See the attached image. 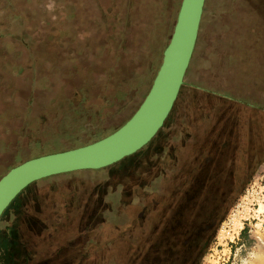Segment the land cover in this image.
Masks as SVG:
<instances>
[{
    "label": "rangeland",
    "instance_id": "rangeland-1",
    "mask_svg": "<svg viewBox=\"0 0 264 264\" xmlns=\"http://www.w3.org/2000/svg\"><path fill=\"white\" fill-rule=\"evenodd\" d=\"M106 3L0 0V176L30 157L105 136L131 115L147 92L180 0H138L134 24L119 47L106 45L100 15ZM106 47L118 50L111 81L97 69L106 65ZM122 88L127 95L118 94ZM215 99L230 104L219 106L222 121L238 117L239 132L231 138L241 149L235 152L234 165L222 167L205 190H221L232 180V189L241 192L199 264H228L230 252L250 250L264 238V154L258 165L248 163L256 146L264 149V119L248 107L254 104L264 111V0H204L183 82L161 133ZM157 141L149 140L111 165L47 176L23 188L18 199L28 202L17 230L34 255L28 264H38L39 258L52 263L50 256L60 249L64 256L73 255L76 241L71 240L84 218L74 217L72 209L88 202V190H95L106 176L112 184L105 200L121 190L127 167L136 166ZM241 164L246 170L238 169ZM69 190L87 192L77 197ZM66 206L68 219L54 225ZM11 218L12 209L0 217V233ZM34 220H44L47 231L35 233Z\"/></svg>",
    "mask_w": 264,
    "mask_h": 264
},
{
    "label": "trees",
    "instance_id": "trees-1",
    "mask_svg": "<svg viewBox=\"0 0 264 264\" xmlns=\"http://www.w3.org/2000/svg\"><path fill=\"white\" fill-rule=\"evenodd\" d=\"M137 9L138 0H107L100 8L107 46L122 44L134 24ZM117 54L118 50L107 48L106 65L96 66L105 72L107 81H111ZM116 91L122 96L128 93L126 88ZM221 104L230 106L226 100L215 99L208 108L195 110L190 118L176 119L167 131L161 133L159 128L150 139L157 138V145L136 166L128 165L126 181L119 182L121 190L113 191L105 200L109 191L106 188L112 184L106 176L97 182L96 188L93 186L95 190H88L89 203L72 209L74 217L84 218L71 240L76 241L75 253L64 256L60 249L50 256L52 263H44L42 258L37 263L199 264L220 222L241 192L240 188L232 189V180L222 184L225 187L221 190H205L207 184L215 182L209 181L210 178L217 180L216 174L222 167L234 165L235 152L241 149L236 140L239 136L236 142L231 138L238 135V117L234 114L222 121ZM248 107L252 114L264 119V111L254 104ZM263 154V147L256 146L248 155V163L258 165ZM238 169L246 170V164ZM69 192L79 197L87 190ZM27 202L19 200L17 194L0 215L12 209L10 224L0 233L2 264H28L34 257L17 230ZM66 211L67 206L55 217L54 225L68 219ZM30 223L35 233L47 231L44 220Z\"/></svg>",
    "mask_w": 264,
    "mask_h": 264
},
{
    "label": "water",
    "instance_id": "water-1",
    "mask_svg": "<svg viewBox=\"0 0 264 264\" xmlns=\"http://www.w3.org/2000/svg\"><path fill=\"white\" fill-rule=\"evenodd\" d=\"M204 0H180L169 40L151 84L131 115L103 137L30 157L0 176V215L27 185L41 178L111 165L144 146L162 126L177 97L195 44Z\"/></svg>",
    "mask_w": 264,
    "mask_h": 264
},
{
    "label": "crops",
    "instance_id": "crops-1",
    "mask_svg": "<svg viewBox=\"0 0 264 264\" xmlns=\"http://www.w3.org/2000/svg\"><path fill=\"white\" fill-rule=\"evenodd\" d=\"M242 247V244L240 245ZM264 238H259L250 250H235L228 256V264H264Z\"/></svg>",
    "mask_w": 264,
    "mask_h": 264
},
{
    "label": "bare ground",
    "instance_id": "bare-ground-1",
    "mask_svg": "<svg viewBox=\"0 0 264 264\" xmlns=\"http://www.w3.org/2000/svg\"><path fill=\"white\" fill-rule=\"evenodd\" d=\"M264 261V259H262Z\"/></svg>",
    "mask_w": 264,
    "mask_h": 264
}]
</instances>
